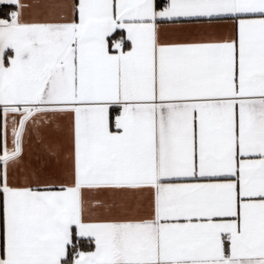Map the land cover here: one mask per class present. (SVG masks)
Returning a JSON list of instances; mask_svg holds the SVG:
<instances>
[{"label": "snow or ice", "instance_id": "6c2138e0", "mask_svg": "<svg viewBox=\"0 0 264 264\" xmlns=\"http://www.w3.org/2000/svg\"><path fill=\"white\" fill-rule=\"evenodd\" d=\"M3 3L0 264H264V0Z\"/></svg>", "mask_w": 264, "mask_h": 264}, {"label": "crops", "instance_id": "0c3cea01", "mask_svg": "<svg viewBox=\"0 0 264 264\" xmlns=\"http://www.w3.org/2000/svg\"><path fill=\"white\" fill-rule=\"evenodd\" d=\"M27 3L32 4L33 7L30 8L27 12V17L32 18L34 16H37L39 14H42L45 11V8L43 5L48 2V0H26ZM166 2V0H157L158 7H162L163 4ZM0 6H6V15H0V19H7L10 20V16L8 13L16 10V5L14 4H0ZM126 43V49L127 47H130V42L125 41ZM10 51V50H9ZM94 247V245H93Z\"/></svg>", "mask_w": 264, "mask_h": 264}, {"label": "trees", "instance_id": "16d2710c", "mask_svg": "<svg viewBox=\"0 0 264 264\" xmlns=\"http://www.w3.org/2000/svg\"><path fill=\"white\" fill-rule=\"evenodd\" d=\"M6 6H0V15H6ZM93 247V245H91Z\"/></svg>", "mask_w": 264, "mask_h": 264}]
</instances>
